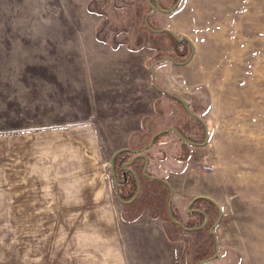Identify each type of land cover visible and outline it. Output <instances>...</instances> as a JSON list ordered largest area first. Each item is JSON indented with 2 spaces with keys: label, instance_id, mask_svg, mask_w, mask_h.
I'll use <instances>...</instances> for the list:
<instances>
[{
  "label": "rangeland",
  "instance_id": "rangeland-1",
  "mask_svg": "<svg viewBox=\"0 0 264 264\" xmlns=\"http://www.w3.org/2000/svg\"><path fill=\"white\" fill-rule=\"evenodd\" d=\"M150 10L148 0H0V264H264V0H181L149 17L193 43L186 62L155 65V79L188 101L208 138L159 134L147 171L169 181L186 225L189 200L213 198V232L208 199L206 223L190 231L170 220L157 182L139 175L131 206L116 197V148H141L168 125L199 143L205 134L152 85L150 63L182 61L191 45L145 27ZM215 242L216 257L200 261Z\"/></svg>",
  "mask_w": 264,
  "mask_h": 264
},
{
  "label": "water",
  "instance_id": "water-1",
  "mask_svg": "<svg viewBox=\"0 0 264 264\" xmlns=\"http://www.w3.org/2000/svg\"><path fill=\"white\" fill-rule=\"evenodd\" d=\"M180 1H181V0H176L175 3H174L173 5H171L170 7L165 8V7H161V6L159 5L158 0H154V3H152L151 0H148V4H149L151 10L145 14V17H144V24H145V26L148 27L151 31H154V32H163V31H166V32H168L169 34H171V35H172L177 41H182V40H186V41H188V42L190 43V45H191V50H190L188 56L186 57V59H184V60H182V61H178V60L174 59L172 56L167 55V54H166V55H163L162 57H160V58H158V59H154V60L150 63V65H149V69H150V72H151L152 85L154 86V88H156V89L159 90V91H163V92H165L167 95H169V96H171V97H174V98H176L177 100H179V101L183 104L184 108H185L189 113H191L193 116H195L197 119H199V121L203 124L204 129H205L204 139H203V141L200 142V143L194 142V141L188 139L187 137H185L182 133H180V131H179L174 125H168L167 127L163 128V129H159V130H156L155 132H153V133L151 134L150 138H149V141L143 146V148H142L141 150L146 149L147 147H149V146L152 144L154 138H155L157 135H159V134H161V133H163V132L170 131V130L173 131V132H174V133H175V134H176L181 140H183V141H185V142H187V143H190V144H204V143H206L207 138H208L207 125L205 124V121H204V120H203L198 114H196V113H194V112H192V111L189 110V103H188V101H187L186 99H184L183 97H180V96H178V95H175V94H173V93L167 91L166 89H163V88L159 87L158 84H157V82H156V79H155V69H154V67H155L156 64H158V63H160V62H163V61H165V60H171V61H173V62H175V63H184V62H186L187 60H189L190 57H191L192 54H193V43H192V41L190 40V38H189L186 34H181V35L178 36V35H177L172 29H170L169 27L153 28V27H151V26L148 24V21H147L148 16L152 15V14H153L155 11H157V10H158V11H161V12H171V11H173V10L177 7V5L179 4ZM123 150H131V151H133V150H135V149H132V148H130V147H128V146H121V147L116 148V149L110 154L108 161H109L110 170H111V173H112V175H113V180H114V182L116 181V178H115V171H114V166H113V160H114V157H115L119 152H121V151H123ZM135 156H142V157L144 158L143 173L146 174L145 168H146L147 163H148V157H147V155H146L144 152H141V151H140V152H137V153L135 154ZM127 163H129V162H128V161L124 162V163H123V167H127V166H126ZM151 177H155V178H158V179L163 180V181L166 183V185L168 186L169 193H168V198H167V207H168V211H169V213H170V218H171V220H172L173 222H175V223H177V224H179V225H182L185 229H195V228H198V227L203 226V225L206 223V221H207V219H208V216L205 214L204 220H203V222H202L199 226H194V227L184 226V225L182 224L181 221L177 220V219L171 214V201H172L173 192H172V190H171V185H170V183H169L166 179H163V178H161V177H159V176H153V175H151ZM139 189H140V183H139V181H137L136 191H135L134 195L132 196V198H130V199L127 200V201H124V200H122V199L120 198V196H119V194L117 193V191H115V192H116V197H117L118 200H120V201H123V202H130L131 200H133V199L135 198V196L137 195ZM197 197H204V198L210 200L212 203H214V205H215V206L217 207V209H218V216H217L216 220L214 221V223H212V225H211V227H210V232H213V228H214V226L216 225V223L219 221V219H220V217H221V207H220V205H219V204H218L213 198H211V197H209V196H207V195H197V196H194V197L191 198L190 201L187 203V206H188V205H189V204H190L195 198H197ZM199 212H202V210L199 209ZM218 249H219V248H218V244H217V242H215V250H214V253H213L210 257H208V258H206V259H203V260H200V261H205V260L212 259V258L216 257L217 252H218ZM197 262H199V261H196V262L193 263V264H196Z\"/></svg>",
  "mask_w": 264,
  "mask_h": 264
},
{
  "label": "trees",
  "instance_id": "trees-1",
  "mask_svg": "<svg viewBox=\"0 0 264 264\" xmlns=\"http://www.w3.org/2000/svg\"><path fill=\"white\" fill-rule=\"evenodd\" d=\"M149 17L150 16H148V19H147V21H148V24L151 26V27H153L152 25H151V23L149 22ZM144 26H145V24H144ZM146 27V26H145ZM153 28H155V27H153ZM154 32V31H153ZM157 33H162V32H157ZM163 33H167L170 37H172L173 38V40L174 41H176V42H178V43H189L188 41H186V40H182V41H177L171 34H169L168 32H166V31H163ZM189 45H190V43H189ZM175 59V58H174ZM176 60H178V59H176ZM178 61H180V60H178ZM174 98V97H173ZM174 99H176V98H174ZM179 101V100H178ZM181 103V102H180ZM182 104V103H181ZM183 105V104H182ZM177 128V127H176ZM179 131H180V133H182L185 137H187L188 139H190V140H192L193 141V139L191 138V136L188 134V133H186V132H182V130L181 129H179V128H177ZM171 131V130H170ZM157 137H158V135L154 138V140H153V142L152 143H154V141L157 139ZM178 137V136H177ZM179 138V137H178ZM180 139V138H179ZM181 140V139H180ZM181 141H183V140H181ZM183 142H185V141H183ZM197 142V141H196ZM127 153H129V150H123V151H121V152H119L115 157H114V160H113V166H114V170H115V177H116V184H115V188H116V190L118 191V194H119V196H120V198L122 199V200H124V201H126V200H128V199H130L131 198V196L133 195V193H134V191H135V182H134V179H133V177L130 175V183H129V189H125L123 192L117 187L118 186V183L117 182H119V172L118 171H120V165L122 164V162L123 161H125L126 159H128L129 157H131V156H129ZM148 156V155H147ZM139 159H141L142 160V162H143V159L142 158H138V160ZM142 177H144L145 179H147L148 181H152V182H157V183H159V184H161L162 186H161V188L159 187V189H158V193L161 195V191L163 192V190L164 189H167L168 190V193H169V189H168V186L166 185V184H164V183H160L159 182V180L158 179H153V178H151V177H145V176H142ZM143 188H144V185H143V187L141 186V189H140V191H139V193H138V195L136 196L137 198H135L134 200H132L131 202H125L126 204L125 205H128V206H131L134 202H136L137 200H139L140 199V197H141V192H142V190H143ZM167 198H168V196H167ZM201 198H203V199H206V198H204V197H198L197 199H201ZM210 201V200H209ZM214 204V203H213ZM201 209V208H200ZM167 210H168V207H167ZM202 210V212H199V216H202V217H205V214L209 217V215L207 214V212L205 211V210H203V209H201ZM186 211V210H185ZM168 213H169V211H168ZM186 213H187V211H186ZM171 214L177 219V220H179L178 219V217H176L175 216V214H173V211H172V207H171ZM169 217H170V213H169ZM170 220H171V218H170ZM172 221V220H171ZM179 221H181V220H179ZM182 222V221H181ZM182 224L184 225V226H187L186 224H184L183 222H182ZM194 225L195 224H199V218L197 219V220H195V222L193 223ZM176 225L177 226H179L180 228H183V226L182 225H179V224H177L176 223ZM192 225V224H191Z\"/></svg>",
  "mask_w": 264,
  "mask_h": 264
},
{
  "label": "flooded vegetation",
  "instance_id": "flooded-vegetation-1",
  "mask_svg": "<svg viewBox=\"0 0 264 264\" xmlns=\"http://www.w3.org/2000/svg\"><path fill=\"white\" fill-rule=\"evenodd\" d=\"M129 152L132 153L131 157H129L128 159H126L125 161L122 162V164L120 165V171H118L119 172V174H118L119 175V182H117L118 183L117 187L122 192L125 189H129L128 185L130 183V179H129L130 175L133 177L134 182H135V191H136V187H137V181H139V175L145 176V177H151V175L158 176V175H154V174L148 173L147 166L145 168L146 174H144L143 173L144 158L142 156H135V154L137 152H133L131 150H129ZM138 158H142L143 159V163H142L141 166H138V163H137ZM126 161H128L129 163H127V165H126L127 167H123V163L126 162ZM148 162H149V159H148ZM147 165H148V163H147ZM159 177H161V176H159ZM151 178L158 179V178H155V177H151ZM161 178H163V177H161ZM163 179H165V178H163ZM158 180H159L160 183L162 182V183L166 184L163 180H161V179H158ZM139 183H140V181H139ZM140 189H141V185H140ZM140 189H139V191H140ZM115 191H117L116 188H115ZM135 191H134V193H135ZM139 191H138V193H139ZM117 193H118V191H117ZM134 193H133V195H134ZM121 202H123V201H121ZM123 203H125V202H123ZM185 210L187 211L186 215L189 216V218L190 217H194L195 220H197L199 218V199H197V198L194 199L188 206H186ZM187 226L188 227H194V226H199V224H195L194 225L192 223V225H187ZM183 229H185V228L183 227ZM195 229H199V227L195 228ZM195 229H186V230L193 231Z\"/></svg>",
  "mask_w": 264,
  "mask_h": 264
},
{
  "label": "crops",
  "instance_id": "crops-1",
  "mask_svg": "<svg viewBox=\"0 0 264 264\" xmlns=\"http://www.w3.org/2000/svg\"><path fill=\"white\" fill-rule=\"evenodd\" d=\"M161 63V62H160ZM175 63V62H174ZM178 64H182V63H178ZM157 65V64H156ZM164 89V88H163ZM161 92H163V91H161ZM165 93V92H164ZM192 115V114H191ZM193 116V115H192ZM195 117V116H194ZM196 118V117H195ZM197 119V118H196ZM199 120V119H198ZM194 142H196V141H194ZM197 143H199V142H197ZM190 144V143H189ZM192 145H199V144H192ZM143 147H141V148H137V149H135V148H132V149H135V150H133V152H144L146 155H147V153L145 152L146 150H147V148L146 149H143V150H141ZM167 180V179H166ZM168 181V180H167ZM169 182V181H168ZM199 195V194H198ZM195 196H197V195H195ZM194 197V196H193ZM192 197V198H193ZM198 198V197H197ZM196 199V198H195ZM190 201V200H189Z\"/></svg>",
  "mask_w": 264,
  "mask_h": 264
}]
</instances>
